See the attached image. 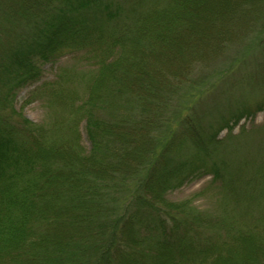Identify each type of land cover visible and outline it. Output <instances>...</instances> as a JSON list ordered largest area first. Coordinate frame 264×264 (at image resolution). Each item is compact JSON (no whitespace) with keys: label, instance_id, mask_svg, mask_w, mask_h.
Wrapping results in <instances>:
<instances>
[{"label":"trees","instance_id":"trees-1","mask_svg":"<svg viewBox=\"0 0 264 264\" xmlns=\"http://www.w3.org/2000/svg\"><path fill=\"white\" fill-rule=\"evenodd\" d=\"M253 29L263 40L264 0H0V264H264L260 165L228 184L221 199L236 212L222 222L166 198L190 177L222 175L220 127L186 113L171 129L173 96ZM66 51L94 67L79 101L48 88V103L74 115L48 131L9 121L39 63ZM126 181L129 199L109 207L110 185Z\"/></svg>","mask_w":264,"mask_h":264},{"label":"rangeland","instance_id":"rangeland-1","mask_svg":"<svg viewBox=\"0 0 264 264\" xmlns=\"http://www.w3.org/2000/svg\"><path fill=\"white\" fill-rule=\"evenodd\" d=\"M254 29L246 37L227 44L220 56L195 68L189 81L173 96L167 111L171 129L178 123L175 115L181 119L190 113L198 115L204 126L212 131L220 127L219 136L224 137L215 157L220 162L221 177L213 182L210 173L190 177L166 193L170 202L188 201L185 212L197 222L211 223L217 218L222 222L235 213L234 203L221 199L228 192V184L240 183V179L255 171V164L260 165L257 174H261V167L264 168V39L259 40L262 36L254 34ZM39 68V76L16 92L9 113L5 114L15 124H20L25 117L31 125L42 126L48 131L55 121L66 116L68 120L65 121H69L74 115L66 113L61 104L48 103V88L76 90L79 101L83 97L84 82L94 67L81 52L66 51L52 61L40 62ZM240 115V120L233 124ZM78 119L80 141L88 147L84 119L82 116ZM229 119L233 126L228 128L223 123ZM54 134L50 131L48 138L53 139ZM258 180L264 185V178ZM129 188L131 192L132 181L110 185L106 198L109 207L114 204L116 195L123 207L129 199V194L125 195ZM121 189L122 195L119 194ZM262 194L258 209L264 213V191ZM223 200L226 205L222 207Z\"/></svg>","mask_w":264,"mask_h":264}]
</instances>
